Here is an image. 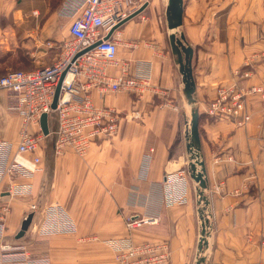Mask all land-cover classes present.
Instances as JSON below:
<instances>
[{
	"label": "crops",
	"instance_id": "1",
	"mask_svg": "<svg viewBox=\"0 0 264 264\" xmlns=\"http://www.w3.org/2000/svg\"><path fill=\"white\" fill-rule=\"evenodd\" d=\"M44 1L46 11L37 10L39 16L30 19L18 15L19 10L11 14L17 0H0V59L11 51L7 64L0 60V74L52 63L69 37V22L59 15L66 0ZM26 3L21 0L20 8ZM166 3L148 0L142 12L118 27L122 41L136 43L131 49L120 45L118 57L129 61L132 75L148 76L147 88L140 94L91 91L96 105L120 112L136 109L140 117L121 119L117 133L95 138L83 157L70 149L55 155L53 135L45 136L36 151L39 169L33 177L15 181L29 182L31 192L11 195L7 178L0 184L3 241L25 244L32 254L47 255L50 264H117L106 239L127 235L135 242L166 240L168 264H195L199 256L201 264L264 259V100L251 97V117L244 126L204 113L216 86L231 82L234 69L250 67L246 83H264V0H183L178 31L193 48L195 106L208 181L206 245L201 250L203 204L194 194L196 183L180 175L188 160L189 106L160 17ZM109 72L118 74V68ZM15 99L14 92L0 89V140L14 144L22 124ZM166 175L173 180L170 186L164 184ZM30 212L28 228L15 238ZM137 215L157 221L129 230L126 217Z\"/></svg>",
	"mask_w": 264,
	"mask_h": 264
},
{
	"label": "built area",
	"instance_id": "2",
	"mask_svg": "<svg viewBox=\"0 0 264 264\" xmlns=\"http://www.w3.org/2000/svg\"><path fill=\"white\" fill-rule=\"evenodd\" d=\"M145 1L148 0H66L59 15L69 22V37L59 45L55 60L42 67L12 70L0 76V89L16 94L13 107L22 116L15 144L0 140V184L7 178L9 194L25 196L31 192L29 182L15 181L31 178L39 169L40 156L36 151L47 136L40 129L42 113L48 115V135H53L55 155L70 149L81 157L95 138L116 134L121 119L140 117L136 109L120 112L115 107L96 105L91 91L97 89L103 94L127 90L140 94L147 88L148 76L132 75L129 61L118 57L120 45L131 49L136 43L122 41L118 28L104 38L114 24ZM97 40L99 43L93 48L79 54ZM110 67H117L118 74L110 73ZM62 74L56 108L52 109L53 93ZM251 75L250 67L234 69L232 81L216 86L204 112L231 119L237 126L246 125L251 117L248 108L251 97L264 100V83H246ZM53 115L55 127L51 128ZM172 182L166 175L164 184L170 186ZM30 209L34 211L36 205L32 203ZM156 221L157 218L150 215L128 216L125 225L130 230ZM5 228V210L0 207V264H50L47 255H34L25 244L3 241ZM106 243L111 246L117 264H168L170 259L166 240L135 242L127 235L106 239ZM255 264H264V259H258Z\"/></svg>",
	"mask_w": 264,
	"mask_h": 264
},
{
	"label": "water",
	"instance_id": "3",
	"mask_svg": "<svg viewBox=\"0 0 264 264\" xmlns=\"http://www.w3.org/2000/svg\"><path fill=\"white\" fill-rule=\"evenodd\" d=\"M148 1L143 2L138 8L129 13L125 18L121 19L119 22L114 24L106 33L104 38L110 37L115 29L120 27L123 23L129 19L135 17L140 12L144 10L147 6ZM183 17V0H167L165 7V20L168 29V40L171 48V52L176 56V63L178 64V69L181 74L182 81V97L185 103L189 106V121L185 131V148L187 152V172L189 177L196 183V193L197 202L203 204L199 209V217L201 219V229L199 231V238L197 248L201 250L204 245H206V226L208 220L204 218V209L209 203L207 196L205 195V190L208 188V181L206 177L205 162L202 158L201 151V141L199 136V118L200 113L195 106L196 96H195V81L192 73L191 60L193 55V48L186 43L183 33L178 31V28L182 24ZM99 40L93 42L89 46L82 49L80 53L93 48ZM63 74L58 80L55 87L51 108L55 109ZM47 113H42L40 115V129L44 135H48L49 127L47 120ZM33 212L28 213L22 220L19 230L17 231L15 238H20L26 229L28 228ZM203 257H197L195 264H201Z\"/></svg>",
	"mask_w": 264,
	"mask_h": 264
},
{
	"label": "rangeland",
	"instance_id": "4",
	"mask_svg": "<svg viewBox=\"0 0 264 264\" xmlns=\"http://www.w3.org/2000/svg\"><path fill=\"white\" fill-rule=\"evenodd\" d=\"M20 1L21 0H17V3L18 4L17 5L15 4L14 6H12V8L9 9L11 11V14H13L17 10H19V11H17V14L18 15H21V16H24V17H29L30 19L31 18L36 19L35 16H37L40 11L42 12V9L44 11H46V9H47L46 8V1H44V0H29V1L27 0V3L25 4V7H23V9L20 8ZM164 9H165V5L162 4L161 5V8H160V17H161V19L163 21L164 30L166 31V35H167V33H168L167 31L168 30H167V27H166V20H165V15H164ZM37 10L39 12H37ZM166 38H167V36H166ZM50 61H53V57L51 58ZM2 74H0V75H2ZM53 117H54V115L52 116V121L50 122V127L51 128H53L52 125H53V123L55 121V118H53ZM180 170H181L180 175L186 174V177L189 178V175H188V172H187V161L185 162V164L183 165V167ZM194 194L196 195V197H198L197 196V193H196V188H194Z\"/></svg>",
	"mask_w": 264,
	"mask_h": 264
},
{
	"label": "trees",
	"instance_id": "5",
	"mask_svg": "<svg viewBox=\"0 0 264 264\" xmlns=\"http://www.w3.org/2000/svg\"><path fill=\"white\" fill-rule=\"evenodd\" d=\"M10 54H11V51L7 52V53L5 54V56H4L3 58H1L0 60H1L3 63L7 64L8 62H7V61H4V60H5V58L9 57ZM3 67H5V66H3ZM12 70H18V69H10V70H6L3 74H5V73H7V72H9V71H12ZM3 74H2V75H3ZM0 76H1V75H0ZM200 116H201V115H200ZM199 120H200V119H199Z\"/></svg>",
	"mask_w": 264,
	"mask_h": 264
}]
</instances>
